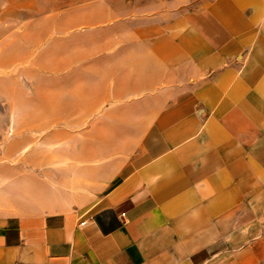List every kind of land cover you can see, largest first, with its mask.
<instances>
[{
  "label": "crops",
  "instance_id": "crops-1",
  "mask_svg": "<svg viewBox=\"0 0 264 264\" xmlns=\"http://www.w3.org/2000/svg\"><path fill=\"white\" fill-rule=\"evenodd\" d=\"M111 24L105 117H0V264H264V0H0L1 99L37 46Z\"/></svg>",
  "mask_w": 264,
  "mask_h": 264
},
{
  "label": "rangeland",
  "instance_id": "rangeland-1",
  "mask_svg": "<svg viewBox=\"0 0 264 264\" xmlns=\"http://www.w3.org/2000/svg\"><path fill=\"white\" fill-rule=\"evenodd\" d=\"M71 32L72 35L46 40L37 46L29 62L10 71H19L22 76L17 79L19 83L14 91L4 92L3 99L0 93V117L7 114L8 104L9 117L19 112L38 120L29 127L44 138L64 136L70 128L81 133L84 120L93 123L105 117L106 109L114 105L112 102L110 106H103L113 99L116 24L74 28ZM13 105L20 109L16 110ZM8 127L11 132L12 126Z\"/></svg>",
  "mask_w": 264,
  "mask_h": 264
}]
</instances>
